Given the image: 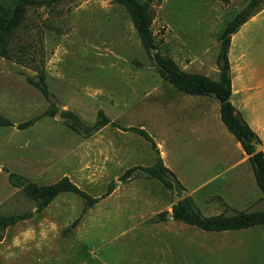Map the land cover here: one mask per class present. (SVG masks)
<instances>
[{"label":"rangeland","instance_id":"rangeland-1","mask_svg":"<svg viewBox=\"0 0 264 264\" xmlns=\"http://www.w3.org/2000/svg\"><path fill=\"white\" fill-rule=\"evenodd\" d=\"M140 1L150 5L159 52L188 72L213 79L219 78L225 26L241 11L264 8V0ZM1 2L8 22L17 24L10 55H0V115L14 123L0 124V214H34L0 231V264H264V224L206 231L170 216L177 202L174 189L160 180L141 170L119 179L127 168L157 159L150 141L123 129L136 126L151 134L184 186L182 199L190 197L203 215L264 208L249 162L240 166L242 174L249 169L243 180L225 183L231 176L226 169L240 158L228 153L232 141L219 135V142L205 146L208 136L195 131L197 119L191 118L195 123L190 125L186 115L188 104L202 96L182 93L163 76L123 3L61 0L19 9ZM256 20L264 21V11ZM257 26L249 35L259 31ZM42 72L50 99L28 80ZM173 98L182 99L181 114ZM213 100L204 109L210 123L231 134L216 109L218 99ZM50 101L61 109L54 116L45 115ZM101 109L120 127L108 124L88 135L74 131L61 115L72 110L93 125ZM33 117L39 119L19 127ZM170 134L180 135L182 145L164 142ZM198 135L205 136L199 150ZM207 169L216 177L199 188ZM11 174L38 185L67 176L94 197L112 181L115 189L92 206L73 192H62L37 211V202L12 184ZM162 211L169 212L166 219L154 218Z\"/></svg>","mask_w":264,"mask_h":264},{"label":"trees","instance_id":"trees-1","mask_svg":"<svg viewBox=\"0 0 264 264\" xmlns=\"http://www.w3.org/2000/svg\"><path fill=\"white\" fill-rule=\"evenodd\" d=\"M10 4L22 9L30 5L52 4L61 0H7ZM123 3L132 18L136 31L141 39L142 45L149 55H152L156 60V65L163 76L174 85L179 91L190 95H208L218 99L220 103L221 119L228 130L240 141L244 150L249 155V161L252 165L256 182L264 195V151L255 152L254 142L261 143V139L257 133L250 127L247 121L242 116L241 112L236 109L230 100L232 93L231 84V67L229 60V48L232 34L237 32L240 26L257 12L244 10L238 13L225 26L221 33V44L217 55V63L220 67L218 79H213L210 76L188 72L183 69L173 58L163 55L157 49L155 35L152 30V16L150 13V5L148 2L140 0H118ZM17 21L22 18V13L16 12ZM16 22H8L5 11L2 8L0 0V55H10V36ZM28 80L37 86L47 99H50V92L44 72L38 75V78L29 77ZM59 112V107L53 101L45 111V115L54 116ZM61 115L66 118L69 126L77 132L84 134H93L100 128L112 124L120 127L105 113L104 110H99L96 122L93 125L86 124L81 117L72 110H63ZM39 117H33L19 125L20 128H25L33 124ZM0 124L4 126L14 125V123L0 115ZM124 130H132L142 135L150 141L157 151V159L153 165H135L127 168L120 176V180L129 179L136 170H141L148 176L160 180L166 187L173 189L176 184L179 194L182 193L184 186L176 178L173 171L165 164L163 157L160 154L159 147L144 128L129 126ZM10 181L13 185L22 187L25 193L37 202V211L43 210L50 202L62 192H73L85 199L86 205L92 206L97 203L102 197L107 196L115 189V182L112 181L108 190L102 196H92L67 176L60 180L48 184L38 185L35 182H25L21 175L11 174ZM33 212H25L22 214L3 215L0 214V231L7 227L16 224L21 220L28 219L33 216ZM169 212L162 211L154 218L166 219ZM173 218L178 221L185 222L189 225L196 226L206 231H223L242 229L264 224V208L258 210H236L232 213H220L212 216L203 215L196 204L190 197H185L172 206ZM2 234H0V240Z\"/></svg>","mask_w":264,"mask_h":264},{"label":"crops","instance_id":"crops-1","mask_svg":"<svg viewBox=\"0 0 264 264\" xmlns=\"http://www.w3.org/2000/svg\"><path fill=\"white\" fill-rule=\"evenodd\" d=\"M263 11L264 8L259 10L257 13L260 14ZM257 13L253 15L251 18H249L246 22H244L240 26L239 30L234 34H232L231 37L230 48H229V60L231 67L232 93L230 96V100L232 101L236 109L241 112L242 116L250 125V127L257 133V135L261 139L262 150L264 151V21L256 20ZM255 23L258 24L257 29H259V31L256 32L257 30H255L253 31L252 35H249V30L251 29L252 25ZM256 39L258 40V43L253 44L255 42L254 40ZM239 40H241L242 50L238 52ZM198 96H202V99L194 100L190 102V105L188 104L190 110L186 115L190 117V119H188L190 125L192 123H195L193 122L194 120H192L191 118L197 119L196 120L197 128L195 129V131L205 132L206 136H208L205 139L207 141V143L205 144L206 147H212L211 145L219 142L220 140L219 135H223L224 137L231 140L233 143L234 150L231 149L230 147V151H228V153L232 155L235 151L240 156L238 160L233 162V164H231L226 169V171L231 172V176L225 183L228 186H232L234 183H239V181L243 180L248 175L249 169L246 174H242L240 172V166L243 165V163L245 162L250 163L249 155L244 150L240 141L229 130L228 131L235 137V139L234 137H231V134L226 133L225 129H222V132L220 133L217 130V128H215V126H213L210 123L209 118L207 116L208 112L205 111L204 109L207 108L208 105L214 102L213 97L208 95H198ZM173 100H175V102L178 103L179 111L181 114L182 99L173 98ZM217 101H215L216 109L219 108L220 110V103L219 101L218 102ZM194 113H198V116L197 117L194 116ZM172 130L173 128L170 126V131ZM164 136H165L164 142H169L172 146L182 145L180 142L181 138H178L180 135L170 134ZM202 137L204 138L205 136L198 135L196 137L198 141V146H197L198 150L199 147L204 148V146H199L200 141L204 140ZM210 170L211 169L206 170L207 174L203 182L204 184L203 183L200 184L201 186L199 185L200 186V187L198 186L199 188L208 185L216 177L210 174L212 172ZM197 189L195 188V190ZM189 193L192 194V190L189 191ZM218 197L222 199L223 202L228 204V202L225 201L224 197L221 196ZM254 210H258V209H254ZM220 213L222 212L217 210V212L214 215ZM223 231H228V230H223Z\"/></svg>","mask_w":264,"mask_h":264},{"label":"water","instance_id":"water-1","mask_svg":"<svg viewBox=\"0 0 264 264\" xmlns=\"http://www.w3.org/2000/svg\"><path fill=\"white\" fill-rule=\"evenodd\" d=\"M60 111H61V109H59V112ZM254 146H255V152H258V151L262 150V144L261 143L254 142ZM173 189H174V196H175L176 201L181 200L182 197H183V193L179 194V190L177 189L176 184H174ZM170 216L173 218V214L172 213H170Z\"/></svg>","mask_w":264,"mask_h":264}]
</instances>
